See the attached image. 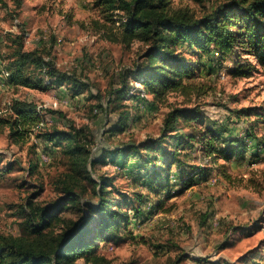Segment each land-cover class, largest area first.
<instances>
[{"label":"rangeland","instance_id":"1","mask_svg":"<svg viewBox=\"0 0 264 264\" xmlns=\"http://www.w3.org/2000/svg\"><path fill=\"white\" fill-rule=\"evenodd\" d=\"M230 1L173 0V4L187 7L200 17ZM99 3L0 0V116H10L17 100L35 102L47 110L43 112L45 125L20 142L14 141L7 126L0 125V237L33 238L22 215L28 197L46 206L62 196L61 181L70 172V159L43 134L74 126L85 130L93 142L92 159L98 160L90 166L93 177L108 178L131 200L136 194L147 200L149 213L143 219H132V234L119 243L101 242L100 251L111 264H264V153L254 148L256 141L247 140L244 158L230 162L219 158L213 164L200 140L207 127L219 126H224L226 136L231 138H244L248 129L264 137V125L257 115L264 112V67L257 65L252 56L240 54V47L220 61V54L214 52L202 59L204 67L198 74L185 79L189 86L186 92L172 91L159 102L150 95L143 100L144 95L137 89L141 85L131 69L142 60L147 46L139 41L125 45L111 40L107 29L100 30L107 21ZM22 33L26 50H50L58 68L76 73L88 82L90 91L72 96L66 84L37 88L11 84L4 71L16 48L14 38ZM113 34L119 37V31ZM182 46L188 58L196 60L197 55L187 45ZM248 64L252 67L249 76L233 73L236 67L246 68ZM34 80L39 76L35 75ZM124 82L131 88L118 100L114 91ZM175 106L199 108L202 122L195 127L181 126V133L198 135L188 160L197 167H208L209 172L198 184L174 194L181 190L179 186L158 209L159 201L167 197L144 183L142 174L133 169L140 163L139 155L132 152L124 165V152L116 163L112 153L158 138L166 114ZM243 108L250 109L251 114H239ZM128 109L130 125L112 134L110 128L119 113ZM216 144L226 147L223 142ZM44 152L51 156L49 162H42ZM102 155L107 156V163L99 160ZM119 192L115 194L121 198ZM63 214L77 216L74 212ZM130 216H134L133 210ZM59 231L57 226L56 234ZM77 263L88 264L83 259Z\"/></svg>","mask_w":264,"mask_h":264},{"label":"trees","instance_id":"2","mask_svg":"<svg viewBox=\"0 0 264 264\" xmlns=\"http://www.w3.org/2000/svg\"><path fill=\"white\" fill-rule=\"evenodd\" d=\"M99 5L107 21L100 30L107 29L111 40L125 45L139 41L147 46L131 74L141 85L137 88L140 94L144 92L154 101L165 99L172 91L186 92L189 86L185 79L198 74L204 67L202 59L213 56L214 52L220 54V61L240 47V54L252 56L257 65L264 67V0H231L200 17L187 7L174 6L173 0H100ZM115 31H119V37L113 34ZM14 43L16 48L6 66L11 84L32 88L66 84L72 96L90 91L88 82L76 73L58 68L50 50H26L23 33L14 38ZM182 45H187L197 55L196 60L188 58ZM242 67H236L233 73L249 76L252 67L249 64ZM35 75L39 80H34ZM130 88L128 82H124L114 91V96L120 100L128 95ZM145 95L141 99L144 100ZM46 111L35 102L17 100L10 116H0V125L7 126L14 141L20 142L45 125L43 112ZM238 113L250 115L251 110L243 108ZM257 115L258 122L264 125V112H257ZM130 120L129 109L120 112L110 128L111 133L127 129ZM200 122L199 108L175 106L166 114L158 138L127 145L112 153V161L116 163L124 152L121 156L124 165L128 164L132 152L139 155L140 163L133 169H137L140 176L142 174L144 183L167 197L159 201L158 209L165 199L182 193L208 176V167H197L188 160L198 135L181 133V126L195 127ZM205 131L199 133L200 140L203 139L204 150L213 164L218 163L219 158L229 162L244 158L247 140L256 141L254 148L264 153V137L260 138L253 129L246 130L244 138L226 136L228 130L224 126L207 127ZM43 137L70 159V172L61 181L62 196L46 206L28 197L22 215L33 238L1 236L0 264H78L79 259L88 264H111L100 251L101 242L119 243L125 235L133 233L132 219H143L149 213L145 196L136 194L131 200L108 178L93 177L90 166L98 160L92 159L93 142L85 130L74 126L69 130L55 128L45 132ZM217 142L225 143L226 147H218ZM254 153L259 155L256 150ZM106 159L107 156L102 155L99 160L107 163ZM179 186L181 190L173 194ZM128 207L134 216H130ZM64 212H74L77 216L67 217ZM57 226L60 231L56 234Z\"/></svg>","mask_w":264,"mask_h":264},{"label":"built area","instance_id":"3","mask_svg":"<svg viewBox=\"0 0 264 264\" xmlns=\"http://www.w3.org/2000/svg\"><path fill=\"white\" fill-rule=\"evenodd\" d=\"M4 72H5L6 76H9L8 72H6V71H4ZM223 77H224V75H223ZM142 95H145V93L143 92ZM65 100H66V102H68L67 98ZM50 159H51V156L47 152L42 153V155H41L42 162H49Z\"/></svg>","mask_w":264,"mask_h":264}]
</instances>
